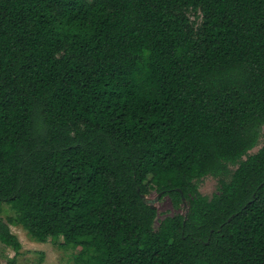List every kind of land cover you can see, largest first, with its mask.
I'll return each instance as SVG.
<instances>
[{"label": "trees", "instance_id": "obj_1", "mask_svg": "<svg viewBox=\"0 0 264 264\" xmlns=\"http://www.w3.org/2000/svg\"><path fill=\"white\" fill-rule=\"evenodd\" d=\"M262 138L264 0H0V243L17 255L12 226L74 264H264ZM153 192L187 216L159 221Z\"/></svg>", "mask_w": 264, "mask_h": 264}, {"label": "rangeland", "instance_id": "obj_2", "mask_svg": "<svg viewBox=\"0 0 264 264\" xmlns=\"http://www.w3.org/2000/svg\"><path fill=\"white\" fill-rule=\"evenodd\" d=\"M195 18L192 15V20ZM264 146V138H262L259 146L255 148L250 154H256ZM232 169H236L232 167ZM219 181L213 177H207L200 183V191L203 195L212 197L218 192ZM146 200L149 203L155 202L156 209L159 213V221L167 216H173L178 213L186 215L184 205L180 210H176L171 200L166 197L160 198L159 193L153 192L147 195ZM10 214H5L6 219ZM159 223V222H158ZM157 223V224H158ZM12 232L19 237L23 248L19 255L16 252L0 243V264H74L75 258L79 250L65 249L60 245L63 240L49 241L48 243H38L33 241L28 235L27 231L22 227L12 226Z\"/></svg>", "mask_w": 264, "mask_h": 264}, {"label": "water", "instance_id": "obj_3", "mask_svg": "<svg viewBox=\"0 0 264 264\" xmlns=\"http://www.w3.org/2000/svg\"><path fill=\"white\" fill-rule=\"evenodd\" d=\"M159 196H160V198H161V195H160V194H159ZM146 198H147V195H144V196H143L144 201H145L148 205H150L151 208L156 209L155 202H153V203H149V202L146 200ZM183 203H184V207H185V209H186V216H187V213H188V209H189V207H188L187 200H186L185 198H183Z\"/></svg>", "mask_w": 264, "mask_h": 264}]
</instances>
